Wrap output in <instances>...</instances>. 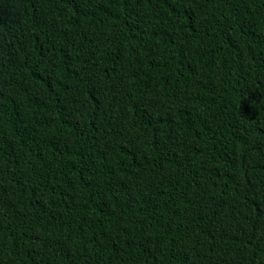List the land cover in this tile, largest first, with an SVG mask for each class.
<instances>
[{"label": "trees", "instance_id": "1", "mask_svg": "<svg viewBox=\"0 0 264 264\" xmlns=\"http://www.w3.org/2000/svg\"><path fill=\"white\" fill-rule=\"evenodd\" d=\"M0 53V264H264V0H0Z\"/></svg>", "mask_w": 264, "mask_h": 264}, {"label": "bare ground", "instance_id": "2", "mask_svg": "<svg viewBox=\"0 0 264 264\" xmlns=\"http://www.w3.org/2000/svg\"><path fill=\"white\" fill-rule=\"evenodd\" d=\"M237 9V8H236ZM209 10V9H208ZM207 10V11H208ZM251 13V12H250ZM202 33V32H201ZM203 33H205V32H203ZM210 33V32H209ZM204 35V34H203ZM207 35V34H206ZM209 35V34H208ZM48 37H49V35H47ZM51 36V35H50ZM34 38H36V37H34ZM50 38H52V37H50ZM49 38V39H50ZM44 39V38H43ZM42 40V39H41ZM46 40V39H45ZM37 41H40V37H39V40H37ZM37 43V42H36ZM53 43V42H52ZM212 44H213V42H212ZM210 45V44H209ZM208 45V46H209ZM43 46V45H42ZM204 46V45H203ZM37 47H39V46H37ZM45 47V46H44ZM49 47V46H48ZM51 48V47H50ZM49 48V49H50ZM202 48V47H201ZM33 49H35V48H33ZM203 49V48H202ZM26 50V49H25ZM44 50V49H43ZM47 50V49H46ZM34 51V50H33ZM56 52V51H55ZM47 53V52H46ZM56 54V53H55ZM0 55H1V53H0ZM3 56V55H2ZM47 58H48V56H47ZM16 60V59H15ZM49 60H50V58H49ZM19 65V64H18ZM17 66V65H16ZM18 67V66H17ZM50 68V67H49ZM48 69V68H47ZM50 70V69H49ZM52 76V75H51ZM53 76H55V75H53ZM250 81V80H249ZM252 84V83H251ZM255 84H256V82H255ZM258 84V83H257ZM248 86H250V85H248ZM253 88H255V87H253ZM258 88H260V87H258ZM255 90V89H254ZM250 91V90H249ZM251 93V92H250ZM121 130V129H120ZM107 156V155H106ZM107 158V157H106ZM41 186V185H40Z\"/></svg>", "mask_w": 264, "mask_h": 264}]
</instances>
